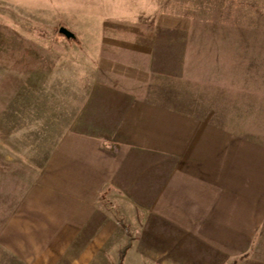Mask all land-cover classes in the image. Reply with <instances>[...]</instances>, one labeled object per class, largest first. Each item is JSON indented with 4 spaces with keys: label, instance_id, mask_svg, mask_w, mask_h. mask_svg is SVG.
<instances>
[{
    "label": "rangeland",
    "instance_id": "rangeland-1",
    "mask_svg": "<svg viewBox=\"0 0 264 264\" xmlns=\"http://www.w3.org/2000/svg\"><path fill=\"white\" fill-rule=\"evenodd\" d=\"M162 5L169 14L184 5L189 18L151 20L139 46L155 48L125 51L85 44L87 29L53 4L0 0V264L75 263L69 244L50 237L61 188L45 168L68 140L111 147L133 101L264 145V0Z\"/></svg>",
    "mask_w": 264,
    "mask_h": 264
},
{
    "label": "crops",
    "instance_id": "crops-1",
    "mask_svg": "<svg viewBox=\"0 0 264 264\" xmlns=\"http://www.w3.org/2000/svg\"><path fill=\"white\" fill-rule=\"evenodd\" d=\"M40 1L101 50H152L139 46L151 20L189 18L184 5L163 12L187 0ZM111 132V147L68 140L45 168L61 188L50 237L69 244L74 264H117L129 235L122 264H264L263 144L138 100Z\"/></svg>",
    "mask_w": 264,
    "mask_h": 264
},
{
    "label": "trees",
    "instance_id": "trees-1",
    "mask_svg": "<svg viewBox=\"0 0 264 264\" xmlns=\"http://www.w3.org/2000/svg\"><path fill=\"white\" fill-rule=\"evenodd\" d=\"M130 244H131V236L129 235V238H128L126 245L119 251L117 264H122L124 256L130 247Z\"/></svg>",
    "mask_w": 264,
    "mask_h": 264
},
{
    "label": "water",
    "instance_id": "water-1",
    "mask_svg": "<svg viewBox=\"0 0 264 264\" xmlns=\"http://www.w3.org/2000/svg\"><path fill=\"white\" fill-rule=\"evenodd\" d=\"M60 32L63 33L66 37H71L72 36L71 32L67 31L64 28H61Z\"/></svg>",
    "mask_w": 264,
    "mask_h": 264
}]
</instances>
